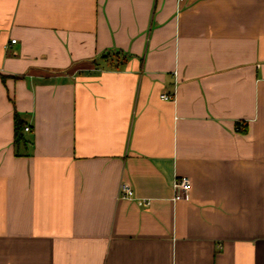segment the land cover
Masks as SVG:
<instances>
[{"label": "crops", "instance_id": "0c3cea01", "mask_svg": "<svg viewBox=\"0 0 264 264\" xmlns=\"http://www.w3.org/2000/svg\"><path fill=\"white\" fill-rule=\"evenodd\" d=\"M0 75V264H264V0H0Z\"/></svg>", "mask_w": 264, "mask_h": 264}, {"label": "built area", "instance_id": "2783aa9c", "mask_svg": "<svg viewBox=\"0 0 264 264\" xmlns=\"http://www.w3.org/2000/svg\"><path fill=\"white\" fill-rule=\"evenodd\" d=\"M12 43H16V40H13ZM161 98L164 100H173L174 96L169 94H162ZM25 131H30L29 127H25ZM191 181L189 178L181 177L176 178L173 183L174 190V201L184 200L189 198V193L191 191ZM120 197L127 200H134L141 207H147L150 205V199H140L135 197L134 190L128 183H123L120 187Z\"/></svg>", "mask_w": 264, "mask_h": 264}, {"label": "trees", "instance_id": "16d2710c", "mask_svg": "<svg viewBox=\"0 0 264 264\" xmlns=\"http://www.w3.org/2000/svg\"><path fill=\"white\" fill-rule=\"evenodd\" d=\"M3 79L4 77L0 75ZM237 129L241 132H245L246 128L240 127V123H237ZM25 130L23 121L16 115L15 117V145L16 147L23 141L22 131Z\"/></svg>", "mask_w": 264, "mask_h": 264}]
</instances>
